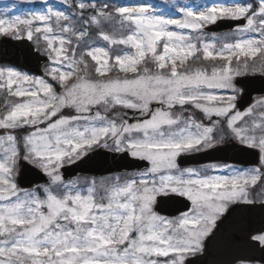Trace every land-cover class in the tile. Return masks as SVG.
I'll list each match as a JSON object with an SVG mask.
<instances>
[{
    "label": "rangeland",
    "instance_id": "374dc122",
    "mask_svg": "<svg viewBox=\"0 0 264 264\" xmlns=\"http://www.w3.org/2000/svg\"><path fill=\"white\" fill-rule=\"evenodd\" d=\"M0 2L3 4L0 9V20L13 22L18 19H30L35 15H44L50 18L47 26L53 29L57 37L61 35L60 29L62 28L74 30L63 33L66 41L63 47L67 50V56L70 60L76 61L71 67H69L68 61H64L63 65L52 62L55 54L52 57L47 52L48 45L44 39V33L35 31L37 27L41 29L45 27L40 22H33L31 25L33 37L30 41L50 58L49 65L44 69L45 75L42 78L34 77L15 68L0 65V69H12L31 78L16 81L17 86L21 89L19 96L11 95L6 86L0 88V121L5 118L12 105L27 106L21 108L11 117L14 126L0 127V138H5L8 134L16 138L18 157L21 156L25 159L28 156L25 137L30 136L33 132L43 133L44 130L50 128V125H54L58 121L62 122L59 125V134L71 133L73 130L83 131L93 126L100 128L114 123L120 133L119 139L122 140L120 147L127 149L124 151L129 154L132 150L150 152L157 159V174L148 177L149 181L153 178L158 181L159 174L181 175L184 176L183 179L195 178L189 177L191 173L186 171L189 169L201 177L214 175H202L200 168H179L175 161L176 167L170 169L168 163L170 151H182L184 148H190L188 151L180 152L185 153L206 149L216 144L211 135L219 134L221 131L224 132L221 133L222 135H234L228 127L227 116H216L215 112L208 114L204 109L219 110L222 107L223 97L234 95L233 111H238L235 109V101L241 90L234 85L233 80H229L227 77L235 73L240 75L247 72H260L259 68L264 66V56L258 54L257 57L251 59L245 51L229 52L226 45L244 39L256 38L259 33L237 29L227 33L226 36H216L203 31L204 26L210 24H207V20L204 21L206 25L199 31L164 23L158 26L161 35L156 37L155 43L151 47L141 48L139 51L134 49L139 47V41H136L133 47L119 43L110 44L102 39V35H108L110 40L118 41L136 30L135 22L141 17L133 16L129 22H125L123 17L115 12V9L120 7H145L147 13L144 18L166 20L181 19L187 11L208 12L214 6L221 15L224 14L222 11L224 8L234 6L246 7L248 13L251 14L257 12L259 0H117L119 3L117 7L103 4V0H67V2L65 0H0ZM13 3L22 4L28 10L25 13L17 12L11 5ZM80 3H83L85 7L79 8ZM97 9H102L108 15L98 17V23H88L89 18L96 14ZM54 13H61L66 19L57 20ZM259 19H264V16L258 15L257 20ZM59 22H65V24L56 29L55 24ZM28 30L29 26L21 25L19 37H27ZM80 32H83L84 35L77 40ZM1 35L5 34L0 33ZM261 37L264 38V33L261 34ZM69 39L70 43L67 42ZM205 43L210 44L211 48L203 47ZM55 46L61 47L58 39ZM94 48H102L108 53V56L100 58L103 62L102 67L86 55L89 50ZM194 56H199L206 61L201 64L188 65L187 61ZM115 57L122 58L119 64L115 61ZM55 58L59 62V56ZM86 62L90 64L89 67ZM228 64L231 66V73L225 71ZM252 64H258V69H252ZM113 67L123 72L125 76H115ZM41 81L44 87H40ZM226 84H232L234 89H219ZM45 88L49 91H45ZM13 91H15V87ZM209 95L215 97L217 102H209L207 100ZM261 99H264V96L254 99L250 107H254L255 111L246 119L238 120L237 126L251 127L264 123V119H262L264 118V105L257 103ZM53 112H55V116L52 115ZM33 124L36 125L35 128H33ZM196 125H199V128L195 127ZM216 127L219 128L217 130L219 133H212ZM204 128L211 129L204 143L196 147L181 143V147L178 149L165 150L171 142L197 139V134ZM257 135H259L258 132ZM146 137H150L153 143L148 145ZM234 137L237 138L235 135ZM68 138L74 144L80 139L71 135ZM54 139L53 132L49 131L47 140L54 142ZM133 144H135V148H133ZM7 147H10L7 143L0 142V156L3 155L4 149ZM96 147L113 152H123L117 150L116 138L111 134L100 137L86 149L81 141V149L85 151L82 155ZM68 151H72V149H68ZM82 155L76 153L72 157H64L61 166L77 160ZM25 160L42 170L39 161ZM151 167L150 163L148 169L140 172L119 173L100 178L82 175L68 181L62 179L55 183L42 170L50 178V183L41 185L37 189L25 191L34 194L39 201H47L50 194L63 199L69 191L73 195L76 192L87 195V189L92 187L95 194L94 199L107 205L108 190L117 184V177H119L118 183L121 185L132 180H136L139 184L141 182L140 175L147 173ZM15 169L17 170V164H15ZM58 174L61 175L60 168ZM236 174L245 173L235 171L228 176ZM252 174L258 177L256 182L264 183V160L261 161V169L254 170ZM15 177L13 179L16 183ZM151 186L149 183V187ZM159 186L157 183L156 187ZM138 195L142 196L143 191ZM40 211L47 216L49 209L44 206ZM23 218L25 223L22 227L16 226L17 232L29 226L30 217L24 214ZM138 236L139 231L133 227L130 229L127 242L121 243L117 234L104 245V249L101 251L92 250V245L83 240L78 241L75 246L71 244L68 247L57 246L55 250L51 243H40L35 248L21 253L19 257H14V260L15 264H33L34 258H39L44 264H47L49 259L54 264H61V261L64 264H93V262L94 264H117L116 256L114 254L105 255L103 254L104 250L116 249L123 253L124 249L129 247L130 242L136 240ZM3 239L10 240L13 239V236L0 235V240ZM36 239L44 241L43 229ZM156 246L154 243L143 245L146 250L142 254L143 264H173L174 257L171 254L169 256L157 254L154 251ZM57 252L59 256L56 255ZM132 259L130 255L125 258L122 264H129Z\"/></svg>",
    "mask_w": 264,
    "mask_h": 264
},
{
    "label": "snow or ice",
    "instance_id": "6c2138e0",
    "mask_svg": "<svg viewBox=\"0 0 264 264\" xmlns=\"http://www.w3.org/2000/svg\"><path fill=\"white\" fill-rule=\"evenodd\" d=\"M78 7L84 8L85 5L80 3ZM222 11L224 12L223 15L217 12L214 6L208 12L187 11L181 19L161 20L158 18H144L147 13L145 7H120L115 9V12L122 16L125 22H129L133 16L141 17L135 22L134 27L136 30L130 32L131 34L126 38L118 41L110 40L108 35H102V39L110 44L119 43L131 45L132 47L136 41H139V47L134 48L135 51H139V49H147L155 43L156 37L161 35L158 26L164 23L199 31L206 25L204 23L205 20H207L208 24L214 23L219 17H246V24L241 31H255L259 33V36L237 41L234 44L226 45V48L229 52L234 50L245 51L246 55L251 59L257 57L258 54L264 56V38L261 37V34L264 33V19L257 20L258 15L264 16V0H259L257 12H252L251 14L248 13V8L239 6L226 7ZM53 15L57 20L66 19L61 13H54ZM105 15H108V13H105L102 9H97L96 14L89 18L88 23H98V17ZM49 21L50 18L44 15H35L30 19H18L13 22L0 20V33L13 34L19 37L20 26L27 25L29 26L27 38L32 39L31 25L33 22H40L45 27L43 29L37 27L35 31L36 33H44V39L48 45L47 52L52 57L55 54L52 62L63 65L64 61H68V65L71 67L76 61L70 60L67 56V50L63 47L66 43L63 33L74 30L62 28L60 29L61 35L57 37L53 29L47 26ZM83 35L84 33L80 32L77 40ZM57 39L61 45L59 48L55 46ZM67 42L70 43V39ZM203 47L210 49L211 45L205 43ZM86 55L90 56L93 61L98 62L100 67H102L103 62L100 58L108 56V53L102 48H94L89 50ZM57 56H59V62L55 58ZM121 59V57H115L117 64L120 63ZM225 71L231 73L230 64L226 65ZM236 75L239 74H231L227 78L233 80ZM21 79L29 80L31 78L12 69H0V81H2L0 82V88L6 86L11 95L19 96L21 89L17 86L16 81ZM14 87L15 91H13ZM40 87H44L42 81L40 82ZM219 89H234V86L226 84ZM45 91H49V89L45 88ZM235 91L237 90L235 89ZM234 99V95L223 97L222 107L219 110L212 108L204 110L208 114L215 112L216 116H227L228 127L231 132L242 143L248 146H255L264 154V123L251 127L237 126L236 122L242 118L246 119L248 115L255 111V108L250 107L244 112L233 111ZM207 100L211 103L217 102L216 98L211 95L207 97ZM257 103L264 105V99L258 100ZM25 107L27 106L12 105L11 110L0 121V127L14 126L11 117ZM52 115L55 116V112ZM61 123L58 121L56 124L50 125V128L44 130L43 133L33 132L30 136L25 137L26 148L28 149V156L25 159L39 161L41 169L51 177L54 183L62 180L61 175L58 174V169L61 167L63 158L72 157L76 153L82 155L85 152L81 149V141L84 149H86L92 146L93 142L100 137L111 134L116 138L117 150H127L120 147L122 140L119 139L120 133L114 123L101 126L100 128L93 126L83 131L73 130L71 133L59 134V125ZM32 126H34L33 128L36 127L35 124ZM195 127L199 128V125ZM49 131H52L55 136L54 142L47 140ZM210 132V128H204L202 132L197 134V139L171 142L165 150L178 149L181 147V143L196 147L205 142ZM257 132L259 135H257ZM70 135L80 139L74 144L68 138ZM188 135L190 136L191 133L189 132ZM145 139L148 145L153 143L150 137ZM0 142L7 143L10 146L5 148L3 155L0 156V235L13 236V239L10 240H0V264H15L14 257H19L21 253L35 248L40 243H51L55 250L57 246L68 247L69 244L75 246L78 241L83 240L92 245V250L101 251L104 249V245L117 234L121 243L127 242L130 229L133 227L137 228L139 236L136 240L130 242L129 247L124 249L123 253L116 249H111L104 250L103 254H114L117 258V264H122L125 258L130 255L133 259L129 264H143L142 254L146 251L143 245L145 243H154L157 245L154 249L157 254L165 256L171 254L174 257L173 264H183L186 255L192 254L200 248L201 241L211 231L216 218L224 212L225 203L236 199H245L248 195V186L255 184L258 179L255 174L201 177L189 169L186 170L191 173L189 177L195 178L183 179L184 176L181 175L159 174L158 181L155 178L149 181L148 177L152 174H157V159L150 152L132 150L130 154L133 157L148 159L152 167L147 173L140 175L143 183L140 182L138 184L136 180H132L121 185L118 183L119 177H117V184L108 190L107 205L94 199L95 194L92 187L87 189V195H82L80 192H76L73 195L69 191L63 199L50 194L47 201H39L34 194L18 189L14 182L13 178L16 175L15 164L18 157L16 138L8 134L5 138H0ZM133 148H135V144H133ZM68 149H72V151H68ZM188 150L190 148H184L182 151ZM182 151H170L168 158L170 169L176 167L175 157ZM44 153L47 154L45 155ZM261 159L264 160V155H262ZM210 167L215 168L216 166L211 165ZM149 183H151V187H149ZM157 183H159V187H156ZM141 191H143L142 196L138 195ZM169 191L186 196L192 202V209L177 219H166L156 214L152 210L155 196ZM44 206L49 209L47 216L40 211ZM24 214L30 217L29 226L17 232L16 226L20 225L22 227L25 223ZM60 221H63V223H60ZM72 225H75V227H72ZM42 229L44 230V241L36 239ZM177 236L179 237L178 239L176 238ZM255 238L264 242V234ZM56 255L59 256V253L57 252ZM33 264H44V262L39 258H34ZM47 264H54V262L49 259ZM61 264H64V262L61 261Z\"/></svg>",
    "mask_w": 264,
    "mask_h": 264
},
{
    "label": "water",
    "instance_id": "95a60500",
    "mask_svg": "<svg viewBox=\"0 0 264 264\" xmlns=\"http://www.w3.org/2000/svg\"><path fill=\"white\" fill-rule=\"evenodd\" d=\"M246 23L244 18L219 19L206 26L207 32H226ZM0 63L10 64L35 75H43L42 66L48 63V58L40 55L27 39L14 40L9 37L0 38ZM234 83L241 87L242 92L236 101V107L242 111L248 107L254 95H264V75L246 74L236 76ZM259 151L240 145L230 139L224 144L215 145L206 150L179 155L176 159L180 167L199 165L213 161H229L242 165H256ZM149 163L143 159L130 157L127 152L113 153L100 148L84 155L72 164L61 167L62 177L66 180L80 174L101 176L115 172L143 170ZM49 179L37 168L32 167L22 159L18 160L17 183L21 188H31L40 183H48ZM188 209V202L176 195L157 196L154 210L162 215L175 216ZM255 220L239 219L238 206L231 208L206 242L203 255L188 258L187 264H234L252 256L264 261L263 251L244 252L236 242L241 241L247 232L264 229V204L256 206ZM223 240L224 244H217ZM208 244V245H207Z\"/></svg>",
    "mask_w": 264,
    "mask_h": 264
},
{
    "label": "flooded vegetation",
    "instance_id": "af4514ba",
    "mask_svg": "<svg viewBox=\"0 0 264 264\" xmlns=\"http://www.w3.org/2000/svg\"><path fill=\"white\" fill-rule=\"evenodd\" d=\"M211 165H215L216 167H210ZM192 168H200L202 169L204 172L206 173H210V174H214V175H228L229 172L231 170H235V171H243V172H251L252 170H255L257 168H252V167H241L238 165H234V164H230V163H225V162H213V163H207L204 165H200V166H195ZM247 197L245 199H236V200H232V201H227L225 203V210L223 213L219 214L218 217L216 218L213 227L211 229V231L203 238V240L201 241V246L200 248L193 252L191 255H197V254H201L204 251V241L205 239L212 234L213 230L216 227V224L218 223V221H220L223 216L225 215V213L227 212V210L233 206V205H242L243 207H246L245 205L249 206L252 204H261L264 203V183L263 182H256L253 185H249L247 188ZM192 209V202L190 201V209L185 212L188 213L190 210ZM246 212H245V216L248 218H251L252 214L250 213L251 210L250 208L246 207ZM182 213L180 215H178L177 217L182 216ZM264 234V230H254V231H249L246 233V235L243 234V239L241 241L238 242L240 248L242 251L244 252H249V251H260L262 249H264V242L260 241L259 239L255 238V237H259L260 235ZM224 242H222L221 240L217 243V244H223ZM184 264V263H183ZM236 264H264V262H260V261H256L254 259H252L251 256L248 257V259L244 260V261H239Z\"/></svg>",
    "mask_w": 264,
    "mask_h": 264
},
{
    "label": "trees",
    "instance_id": "16d2710c",
    "mask_svg": "<svg viewBox=\"0 0 264 264\" xmlns=\"http://www.w3.org/2000/svg\"><path fill=\"white\" fill-rule=\"evenodd\" d=\"M106 2H108V0H106ZM118 3V2H117ZM119 4V3H118ZM87 63V65H88V67H89V65L90 64H88V62H86ZM90 63V62H89ZM194 63H199L198 61H194ZM252 66V69H256L257 67H258V64H252L251 65ZM91 67V66H90ZM258 69V68H257ZM259 69H261L260 70V72H263L264 73V66L262 67V68H259ZM225 136L227 137V136H229V134H225Z\"/></svg>",
    "mask_w": 264,
    "mask_h": 264
}]
</instances>
